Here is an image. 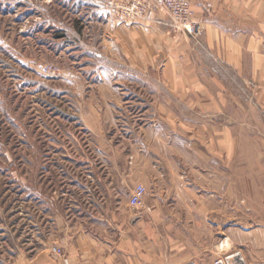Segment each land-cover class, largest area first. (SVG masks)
Returning a JSON list of instances; mask_svg holds the SVG:
<instances>
[{
	"label": "rangeland",
	"instance_id": "1",
	"mask_svg": "<svg viewBox=\"0 0 264 264\" xmlns=\"http://www.w3.org/2000/svg\"><path fill=\"white\" fill-rule=\"evenodd\" d=\"M131 1L0 0V264H65L79 225L118 236L136 185L204 188L218 157L225 190L264 186L238 171L264 160L247 73L151 0L125 17L117 4Z\"/></svg>",
	"mask_w": 264,
	"mask_h": 264
},
{
	"label": "crops",
	"instance_id": "2",
	"mask_svg": "<svg viewBox=\"0 0 264 264\" xmlns=\"http://www.w3.org/2000/svg\"><path fill=\"white\" fill-rule=\"evenodd\" d=\"M192 9L208 54L227 69L247 73L259 91L255 103L264 111V0H192ZM147 162L137 175L145 184ZM256 162L238 171H249L250 181L264 182V160ZM224 166V158L218 157L216 175L206 178L204 188L178 189L174 176L167 189L150 190L142 205L118 207L117 237L111 229L110 237L98 239L79 225L68 263L213 264L218 257H229L232 264H264V186L225 190ZM160 230L167 232L158 238ZM32 264L63 263L41 255Z\"/></svg>",
	"mask_w": 264,
	"mask_h": 264
},
{
	"label": "built area",
	"instance_id": "3",
	"mask_svg": "<svg viewBox=\"0 0 264 264\" xmlns=\"http://www.w3.org/2000/svg\"><path fill=\"white\" fill-rule=\"evenodd\" d=\"M156 6L165 9L171 18L177 23L183 31L192 34L196 30V22L194 21V11L192 9V0H151ZM210 6V3H206ZM121 12L125 17L134 18L142 17L145 11L150 6L148 0H132L130 3L127 2L117 4ZM146 195V189L142 184H138L134 187L130 197L129 204L131 206H140L143 204ZM57 251V250H56ZM60 253V250L57 251ZM65 264L68 261L64 260ZM176 264H197L195 261H188ZM213 264H232L229 257H218L214 260Z\"/></svg>",
	"mask_w": 264,
	"mask_h": 264
}]
</instances>
